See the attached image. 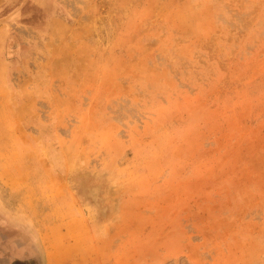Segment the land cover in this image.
<instances>
[{
    "label": "rangeland",
    "instance_id": "obj_1",
    "mask_svg": "<svg viewBox=\"0 0 264 264\" xmlns=\"http://www.w3.org/2000/svg\"><path fill=\"white\" fill-rule=\"evenodd\" d=\"M0 210L43 264H264V0H0Z\"/></svg>",
    "mask_w": 264,
    "mask_h": 264
},
{
    "label": "crops",
    "instance_id": "obj_2",
    "mask_svg": "<svg viewBox=\"0 0 264 264\" xmlns=\"http://www.w3.org/2000/svg\"><path fill=\"white\" fill-rule=\"evenodd\" d=\"M15 219L6 218L0 210V264H43V258L36 257L38 254L28 242L29 230Z\"/></svg>",
    "mask_w": 264,
    "mask_h": 264
}]
</instances>
